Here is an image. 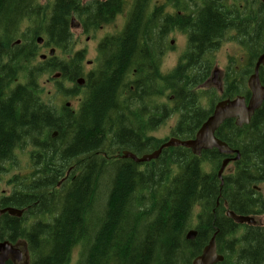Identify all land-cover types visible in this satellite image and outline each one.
<instances>
[{"label": "trees", "instance_id": "16d2710c", "mask_svg": "<svg viewBox=\"0 0 264 264\" xmlns=\"http://www.w3.org/2000/svg\"><path fill=\"white\" fill-rule=\"evenodd\" d=\"M132 1L51 0L41 5L39 0H0V32L6 38L0 45V56L6 55L0 61V174L23 144L33 148L34 168L16 185L24 187H15L0 202L3 207H29V213L39 216L49 211L43 214L46 219L27 224L23 217L2 216L0 240L26 239L29 264H66L75 247H80L77 264H190L216 232V247L224 259L215 264H264V223L237 225L225 216L224 207L226 202L236 214L264 215V201L254 188L264 182V101L248 124L238 127L228 119L215 132L240 153L233 172L223 176L222 187L216 174L224 155L216 149L196 156L184 147L165 148L156 159L141 164L119 157L123 150L138 156L153 152L161 141L148 131L175 112L178 119L172 136L194 135L212 111L201 107L199 88L209 76V55L223 40L231 39L246 50L251 65L264 52L263 5L259 0H166L165 5L151 9L150 0ZM127 4L133 9L126 13L122 31L97 44L98 64L87 74L84 86L89 90L79 99L78 109L66 108L57 114L42 101L39 78L57 71L61 79L74 81L82 75L83 53L75 52L68 61L49 57L32 64L36 37L42 35L44 46L66 52L73 16L88 32L113 20ZM167 4L173 10L163 13ZM24 22L29 33L23 43L10 45L7 36ZM173 29L186 34L187 46L177 66L162 75L159 62L165 50H161ZM133 72L132 89L127 79ZM231 74L224 81L223 98L244 94L239 90L243 74ZM260 81L264 84V69ZM145 82L150 84L151 100L164 82L167 103L153 104L145 111ZM63 92L76 94L74 89ZM131 98L137 100L135 108ZM53 130L60 138L54 147L56 138L47 139ZM98 153L102 154L99 159ZM204 163H211L213 172L204 171ZM99 181L108 187L101 216L92 214ZM51 189L55 194L47 196ZM196 206L197 234L187 240ZM240 227L244 229L238 234Z\"/></svg>", "mask_w": 264, "mask_h": 264}, {"label": "rangeland", "instance_id": "374dc122", "mask_svg": "<svg viewBox=\"0 0 264 264\" xmlns=\"http://www.w3.org/2000/svg\"><path fill=\"white\" fill-rule=\"evenodd\" d=\"M49 1L51 2V0H39V3L41 5H46L48 4ZM86 1L88 0H83V3H85ZM165 1L166 0H150V8L152 9L155 4L165 5L166 4ZM126 7L127 5L124 6L123 8L124 11L122 13L117 15L113 20L107 22V24L103 23L101 27H97L86 33L83 31V29L80 27V24H78L77 20L73 16L71 18L73 19V23L71 27L72 40L66 52H63L62 50L55 48V51L53 52L55 54V57L57 59L68 61L71 59L72 55L75 52L82 51L83 58L81 61V70H82L81 77H83L87 72L93 70L97 64V44H98L97 42H99L102 37L111 34H117L123 28L126 19V13L129 10ZM172 10L173 9L171 8L170 4H167V6H165V9H163V13L164 11L169 12ZM27 26L28 23L24 22L19 26L18 29H16L12 33V35L7 36L11 40L10 45L13 46L15 44L19 45L20 43H23L24 40L23 38H25L24 36H26L29 33V31H27ZM5 39L6 38L4 34L0 32V45L2 41L4 43ZM164 43L166 44V46H165V51L163 52V55L160 59V71L167 74L170 73L172 69H174L177 66V64L181 61V57L183 53H185L187 46L186 34L180 30L173 29L166 36ZM43 44L44 42L42 44H36L38 47H37L36 56L34 57L35 60L32 62V64L34 63L36 64V62L38 63L39 56L41 54L46 55L47 52H49L50 48L52 47V46L46 47ZM3 49L5 48L3 47ZM245 52L246 50L241 48L240 44H238L236 41L231 39H226L221 42L219 49L215 53L209 55L211 60L209 76L206 82L203 84L202 87L204 88H202L200 94V104L202 108H209L210 106L213 107V105L217 101L225 99L223 98V89L222 91L217 90L214 83H212V79L214 76L213 75L214 69H218L217 78L221 82V85H223V87H224L225 79L228 80L227 76H232L231 73H233L234 75L237 73H242L243 74L242 79L239 82V90L244 94L249 92L246 84L247 81L246 79L251 73V70L253 68V63L255 61H253L252 64L250 65L249 60H247V54ZM1 56H0V61H3L5 58L4 56L3 57ZM227 72H229L230 74L226 75ZM53 74L54 73H48L39 78L42 101L46 105L52 107L57 114L61 113V111H63L66 108L76 109L79 98H81L85 92L84 88L77 87L75 83L65 79L62 80L60 78H52ZM57 82H59V87L57 86ZM74 86H76V88ZM62 89L63 90L74 89L76 91V94L69 96L66 94V92H63ZM244 94H239V95H244ZM155 102L161 104L167 103V93L157 98ZM177 119H178V113L175 112L171 114L168 118H166L164 121H162L161 124H159L155 130L148 131V135L150 137L153 136L156 140L161 141V143L164 142L165 140H168L169 138L172 137L171 130L174 127L175 123L177 122ZM53 132L54 130L52 131V133ZM55 138L56 139L54 140V142H56V144L52 143L53 147L57 146L60 142L59 137L57 138L56 136ZM29 150L33 152V148L29 145H26L21 152L20 151L15 152L16 157L14 161H9L4 165L5 166L4 171L0 174V201L3 197L8 196L10 192H12V190L16 187V184L18 182L24 181V179L29 177L31 173L34 171V168L32 167V162H30L31 161V158L29 157L30 154H28V152L31 153ZM122 154L123 153L121 152L119 157H121ZM100 156H102V154H100ZM113 156L114 155H110L108 156V158L111 157L113 158ZM30 166L32 167V169ZM232 167L233 164L230 163L228 166L226 165L225 168L231 169ZM203 169L206 172H213L211 163L209 164L205 163ZM223 174L224 176H227L228 172L224 171ZM254 186L256 187V189H258L257 192L259 193L260 198L264 201V182L256 183ZM107 191H108L107 185L99 181L97 191L94 194V200H93L94 210L92 211V214L95 213L97 216L102 215L103 209L105 208ZM198 211L199 208L198 206H196L192 212V216L190 219L191 223L187 228V230L194 229V226L196 224V215ZM259 218L262 219V221L264 222V215L260 216ZM259 218L256 219L258 220ZM35 219L37 218L33 217L32 221ZM27 223L29 222L27 221ZM243 229H244L243 227H240L238 234H240L243 231ZM79 248L80 247H75L73 249L70 258L66 264H76Z\"/></svg>", "mask_w": 264, "mask_h": 264}, {"label": "water", "instance_id": "95a60500", "mask_svg": "<svg viewBox=\"0 0 264 264\" xmlns=\"http://www.w3.org/2000/svg\"><path fill=\"white\" fill-rule=\"evenodd\" d=\"M264 6V0H260ZM38 42H41L38 40ZM264 66V52L261 53L254 65L253 73L248 77L247 86L251 92L248 101H245L244 96H236L232 99H224L218 101L211 112V114L203 121L200 127L197 129L193 138L180 140L174 137L168 139L161 147L149 154H144L140 158L136 155L124 152L125 157L134 159L137 162L149 161L150 159H155L158 157L161 149L168 146H183L189 148L191 152L195 155H200L203 150L215 148L220 154H231L235 153L234 159L239 158L238 150L231 149L225 142L218 139L215 136V131L218 127L227 119H234L237 126H242L247 124L253 115L254 111L257 110L263 100H264V86L261 85L259 80V67ZM218 69L213 70L212 83L216 88L221 91L222 85L217 78ZM229 158H225L220 168L217 172V176L220 179V185H222L223 180L221 174ZM21 210L10 207H0V216L2 214H9L11 216H20ZM226 215L233 219L239 224H253L255 223V218L247 215H237L233 211H226ZM196 235L194 230H190L186 237L188 239H193ZM21 250L13 248L8 242L0 243V264L9 259H21ZM223 260V256L218 254L216 250V240L215 235H213L208 243L203 247L201 253L197 255L191 262V264H214Z\"/></svg>", "mask_w": 264, "mask_h": 264}, {"label": "bare ground", "instance_id": "6f19581e", "mask_svg": "<svg viewBox=\"0 0 264 264\" xmlns=\"http://www.w3.org/2000/svg\"><path fill=\"white\" fill-rule=\"evenodd\" d=\"M75 1V0H74ZM132 1V0H131ZM133 2V1H132ZM182 2H184L183 0H182ZM127 3H130V0H127ZM186 3V2H185ZM127 9H129V5L127 4ZM132 9L133 8H131V9H129V10H131L132 11ZM75 13V12H74ZM72 23H73V21H70V31H71V27H72ZM78 24H80V23H78ZM124 26V25H123ZM80 27L83 29V27L81 26V24H80ZM123 29V28H122ZM122 29L119 31V32H121L122 31ZM84 30V29H83ZM90 30H92V29H90ZM89 30V31H90ZM88 31V32H89ZM86 33V32H85ZM38 40H40L41 42H38ZM45 41V37L44 36H42V35H39V36H37L36 37V39H35V43L36 44H42L43 42ZM18 42V41H17ZM198 42V41H197ZM203 43H204V41H203ZM208 43V42H207ZM44 45V44H43ZM46 47H49V46H46ZM55 51V47H51L50 48V50H49V52H47V54L45 55V54H41L40 56H39V61H43V60H45L46 58H49V57H55V54L53 53ZM82 52V51H81ZM202 53V52H201ZM75 54V53H74ZM6 56V55H5ZM4 56V57H5ZM73 56V55H72ZM1 57H3V56H1ZM97 57H98V54H97ZM4 59V58H3ZM98 64V63H97ZM97 64H96V66H97ZM254 65H255V63L253 64V68H252V70H251V72L253 73V69H254ZM96 68V67H95ZM94 68V69H95ZM93 69V70H94ZM92 71V70H91ZM91 71H89V72H91ZM89 72H87L83 77H81L82 75H79V76H77L75 79H74V81H72L73 83H75V85L77 86V87H82V88H84V90H86L85 89V86L84 85H86L85 83H86V80H87V74L89 73ZM54 74L52 75V78H60L61 79V77H60V72H57V71H55V72H53ZM252 73H250L249 74V76L252 74ZM258 75H259V78H260V73H258ZM248 76V77H249ZM69 78V77H68ZM62 80H64V79H62ZM66 80V79H65ZM128 80V79H127ZM246 80H248V78L246 79ZM118 82V81H117ZM122 83L123 82H121V85H122ZM125 83V82H124ZM123 83V84H124ZM262 83V82H261ZM246 84H247V81H246ZM100 85V84H99ZM120 85V84H119ZM125 85V84H124ZM124 85L122 86V87H124ZM263 85V84H262ZM76 86H74V87H76ZM202 86H203V84L202 85H200L199 86V88H202ZM264 86V85H263ZM121 87V88H122ZM86 88H88V87H86ZM98 89V88H97ZM125 89V88H124ZM69 90V89H68ZM83 90V91H84ZM89 89H87L86 91H88ZM114 90H116V89H114ZM120 90V89H119ZM117 92H118V90H116ZM91 92V91H90ZM113 92H115V91H113ZM83 93V92H82ZM89 92H87V94H88ZM116 93V92H115ZM121 94V93H120ZM84 95V94H83ZM69 96H72V95H69ZM88 96V95H87ZM116 96V95H115ZM119 96V95H118ZM120 96H123V95H120ZM119 96V97H120ZM124 96H127V95H125V93H124ZM83 97V96H82ZM128 97H129V95H128ZM131 97V96H130ZM114 98V97H113ZM125 98V97H124ZM80 99V98H79ZM83 99V98H82ZM119 99V98H118ZM121 99H122V97H121ZM127 99V98H126ZM123 100V99H122ZM131 100H132V98H131ZM128 101V100H127ZM127 101H124V103H123V105L127 102ZM197 101V100H196ZM78 102H79V100H78ZM78 102H77V104H78ZM123 102V101H122ZM129 102V101H128ZM218 102V101H217ZM216 102V103H217ZM215 103V104H216ZM128 104V103H127ZM130 104V103H129ZM214 104V105H215ZM214 105H213V107L212 106H210L211 107V109L213 110V108H214ZM126 106V105H125ZM66 107V106H65ZM128 107V106H127ZM210 107L209 108H204V109H208V111L210 110ZM68 108H70V107H68ZM77 108V107H76ZM78 109V108H77ZM79 109H80V107H79ZM129 109V108H128ZM131 109H133V108H131ZM130 109V110H131ZM82 110V109H81ZM68 111H69V109H68ZM73 111H75V109H73ZM132 111V110H131ZM76 112H77V110H76ZM80 111H78V113H79ZM71 113H75V112H71ZM127 113V112H126ZM130 113V112H129ZM138 113H140V112H138ZM37 114H38V112H37ZM65 114V113H64ZM129 114H127V116H128ZM118 117H119V115H117ZM116 117V116H115ZM117 117V118H118ZM117 118H116V120H117ZM114 119V118H113ZM113 119L112 120H110L111 121V123H112V121H113ZM119 119V118H118ZM69 120V119H68ZM71 120V119H70ZM73 120V119H72ZM73 122V121H72ZM114 122V121H113ZM116 123V122H115ZM66 124V123H65ZM68 124V123H67ZM70 124V123H69ZM159 124H161V122L159 123ZM76 125V124H75ZM74 125V126H75ZM21 126V125H20ZM64 126H66V125H64ZM78 126V125H77ZM17 127V126H16ZM74 128H76V127H74ZM74 128H72V129H74ZM121 128V127H120ZM117 129V128H116ZM61 131V130H60ZM115 131V130H114ZM217 131V130H216ZM119 132H120V130H119ZM65 133V132H64ZM108 133H110V132H108ZM48 135V134H47ZM112 135V134H111ZM111 135H109V136H111ZM116 135V134H115ZM114 135V136H115ZM119 135H121V134H119ZM57 136V131H54L53 133L51 132L50 133V135H49V137H47V139H55V137ZM117 136H118V134H117ZM116 136V137H117ZM172 137H174V136H172ZM174 138H177V137H174ZM170 139V138H169ZM177 139H180V138H177ZM21 140H22V138L20 139V142H21ZM73 140V139H72ZM180 140H182V139H180ZM167 140H165L164 142H162L158 147H157V149H159L160 147H161V145L162 144H164L165 142H166ZM99 142V141H98ZM22 143H23V140H22ZM48 143H50L49 141H48ZM26 145H24L23 146V148H21V147H17L16 149H15V151H14V156L16 157V154H15V152H21L23 149H24V147H25ZM52 146V145H51ZM127 146V145H126ZM53 147V146H52ZM175 147H183V146H168V147H163L162 149H161V151L163 150V149H165V148H175ZM231 148V147H230ZM27 149H29V148H27ZM157 149H155V150H157ZM231 149H233V150H237V149H234V148H231ZM154 150V151H155ZM30 151V150H29ZM161 151H160V153H161ZM31 152V151H30ZM124 152H129V153H132V152H130V151H128V150H123L122 151V153L124 154ZM141 152V151H140ZM160 153H159V155H160ZM28 154H30L29 152H28ZM91 154V153H90ZM100 154L101 153H99V156H98V159H99V157H100ZM122 154V156H121V158H123V159H125V158H127V159H131L132 161H134L135 163H137V164H141V163H147V162H149V161H151V160H153V159H150L149 161H142V162H137V161H135L134 159H132V158H129V157H125L124 155ZM132 154H134V153H132ZM144 154H149L148 152H144V153H142V155H144ZM220 154V153H219ZM92 155V154H91ZM91 155H90V157H91ZM95 155V154H94ZM98 155V154H97ZM134 155H136V154H134ZM142 155H140V156H138L137 155V157L138 158H140ZM158 155V156H159ZM34 156V155H33ZM105 156V155H104ZM108 156V155H107ZM106 156V157H107ZM30 157V156H29ZM90 157H87L89 160H90ZM114 157V156H113ZM84 158V157H83ZM92 158V157H91ZM102 158V157H101ZM112 158V157H111ZM85 159V158H84ZM109 159V158H108ZM156 159V158H155ZM91 160H94V159H91ZM97 160V159H96ZM224 160V157L221 159V162H220V165H221V163H222V161ZM95 161V160H94ZM30 162H32V161H30ZM96 162V161H95ZM205 164V163H204ZM204 164H203V166H204ZM101 166H103V165H101ZM31 167V166H30ZM104 167V166H103ZM100 168V167H99ZM106 168V167H105ZM104 168V169H105ZM31 169H32V167H31ZM102 169V168H101ZM97 170V169H96ZM95 170V171H96ZM106 170H107V168H106ZM109 170V169H108ZM113 171H114V167H113V169H112ZM91 171V170H90ZM89 171V172H90ZM111 171V170H110ZM205 171V170H204ZM100 172V171H99ZM94 173V172H93ZM110 173H112V172H110ZM96 174V173H95ZM92 175V174H91ZM112 175V174H111ZM98 176V175H97ZM164 178V177H163ZM158 179V178H157ZM156 179V180H157ZM165 180V179H164ZM14 181V180H13ZM19 181V180H18ZM17 181V182H18ZM16 182V183H17ZM89 182V181H88ZM165 182V181H164ZM19 183V182H18ZM17 185V184H16ZM19 185V184H18ZM21 185V184H20ZM219 186L220 187H222L220 184H219ZM24 186H22V187H17L16 186V190H20L21 188H23ZM56 187H58L57 185H56ZM157 187H159V186H157ZM161 187H162V185H161ZM48 189V188H47ZM13 191V190H12ZM48 192V191H47ZM50 193H54L55 194V192L51 189L50 191H49ZM20 193V192H19ZM21 194V193H20ZM19 194V195H20ZM27 194V193H26ZM49 194V193H48ZM59 195V194H58ZM61 196H62V194H60ZM48 196V195H47ZM50 196V195H49ZM60 197V196H59ZM58 197V198H59ZM63 197H65V196H63ZM43 199V198H42ZM45 199V198H44ZM54 199V198H53ZM52 199V200H53ZM48 200V199H47ZM46 200V201H47ZM51 200V199H50ZM57 200V199H56ZM59 201H60V199H59ZM45 202V201H44ZM48 202V201H47ZM51 202V201H50ZM56 202H58V200L56 201ZM61 202V201H60ZM217 203H218V201H217ZM53 204H54V201H53ZM58 204V203H57ZM54 206V205H53ZM8 207H10V208H16V209H18V210H21L22 212H21V215L20 216H11V215H9V214H7V213H5L4 215H8V216H11V217H15V218H21V217H23V219H24V221H25V223L27 224V221L29 222V223H34V222H37V221H41V219H46L47 218V215H46V217H44V213H46L45 211L43 212V214H42V216H39V215H36V214H32V212L31 213H29V211H28V208L29 207H26L27 209V211L23 208V207H21V208H18V207H15V206H8ZM36 207V206H35ZM50 207V206H49ZM224 207L226 208V211H228V210H230V209H227V203L226 202H224ZM43 208V207H42ZM32 209H34L33 208V206H32ZM41 209V208H40ZM43 209H45V208H43ZM47 210H48V208H46ZM45 209V210H46ZM30 210V209H29ZM37 209H35V211H36ZM42 210V209H41ZM53 210V209H52ZM148 210V209H147ZM26 211V212H25ZM31 211V210H30ZM226 211H225V216L226 217H228L227 215H226ZM231 211V210H230ZM37 212H39L40 214L42 213L41 211H37ZM49 212V211H48ZM48 212H47V214H48ZM54 212H55V208H54ZM35 213V212H34ZM57 213V212H56ZM235 213V212H234ZM103 214V213H102ZM236 214V213H235ZM4 215H1L0 216V218H2V216H4ZM53 215V214H52ZM52 215H51V217H52ZM148 214H146V216H147ZM149 215H150V213H149ZM237 215H241V214H237ZM29 216V217H28ZM151 216V215H150ZM30 217H32V219H33V217H36L37 219H35V220H29V218ZM50 217V216H49ZM148 218H150L149 216H147ZM53 218V217H52ZM127 219H128V217H126ZM154 218V217H153ZM229 218V217H228ZM231 219V218H230ZM51 220V219H50ZM144 220H145V217H144ZM149 220H151V219H149ZM232 221H233V219H231ZM45 220H43V222H44ZM49 221V220H48ZM145 221H147V220H145ZM51 222V221H50ZM144 222V221H143ZM234 223H236L235 221H233ZM147 223V222H146ZM191 223V222H190ZM127 224V223H126ZM141 224V223H140ZM237 225H239V223H236ZM241 225V224H240ZM126 226V225H125ZM142 226H143V224H142ZM144 226H146V225H144ZM27 227H28V225H27ZM127 227V226H126ZM23 228V227H22ZM123 228H124V226H123ZM122 228V229H123ZM137 228H138V226H137ZM139 229V228H138ZM140 230V229H139ZM190 230H194L195 232H196V234H197V230L194 228V229H189V230H186L187 232H186V235H187V233L190 231ZM144 234V233H143ZM216 234V232H214L213 234H212V236L213 235H215ZM186 235H185V238L186 239H188L187 237H186ZM196 236V235H195ZM211 236V237H212ZM210 237V238H211ZM195 238V237H194ZM193 238V239H194ZM193 239H188V240H193ZM210 240V239H209ZM208 240V241H209ZM1 242H8L13 248H15V249H20L21 250V252H22V254H21V259H12V258H9V259H7L5 262H4V264H7V263H10V264H29L30 263V261H31V254H30V251H29V248H28V242L26 241V239H21V238H19L18 240H16V241H14V242H12V241H10L9 239H3V240H0V243ZM208 243V242H207ZM206 243V244H207ZM205 244V245H206ZM73 251V250H72ZM159 251V250H158ZM201 253V252H200ZM71 255V254H70ZM196 257V256H195ZM194 257V258H195ZM224 257V256H223ZM70 258V257H69ZM193 258V259H194ZM78 259H79V252H78V256H77V260H76V264H77V262H78ZM192 259V260H193ZM192 260H191V262H192ZM191 262H190V264H191ZM106 264H113V262H107ZM215 264V263H214Z\"/></svg>", "mask_w": 264, "mask_h": 264}, {"label": "flooded vegetation", "instance_id": "af4514ba", "mask_svg": "<svg viewBox=\"0 0 264 264\" xmlns=\"http://www.w3.org/2000/svg\"><path fill=\"white\" fill-rule=\"evenodd\" d=\"M89 1V0H88ZM82 3H83V0H82ZM102 25H100L99 27H101ZM103 38V37H102ZM165 46H166V44H164V48H162V50H161V52L162 51H164L165 50ZM254 64V63H253ZM264 69V66L263 67H260V69H259V73H261V71ZM159 72H161V74H165V73H163L162 71H160V62H159ZM252 73V72H251ZM148 81V80H147ZM131 82H135V73L133 72V73H131L130 75H129V79H128V83H129V86H130V88H132L133 89V86H134V83H132V84H130ZM264 85V84H263ZM145 86H146V92H147V96L143 99V103H144V110L145 111H149L151 108H152V105L153 104H155V106H159V107H161L163 104H161V103H158V102H155V100L157 99V98H159V97H161V96H163V94H165V93H167V91L165 90V83L164 82H162L161 84H160V87L162 88L159 92H158V96L157 97H155L153 100H151L150 99V97H149V93H148V91H149V86H150V84L148 83V82H145ZM166 91V92H165ZM136 99H134V100H132V107L133 108H135V105H136ZM155 106L153 107V109H155ZM173 114V113H172ZM98 156H99V153H98ZM238 160H234L233 159V157L231 156L230 157V160H229V164L230 163H232L233 164V167L230 169V168H226L225 170L228 172V173H232L233 172V170H234V165H235V163L237 162ZM229 164H227V166L229 165ZM58 186V185H57ZM48 193H49V195H51V194H54V193H50V192H47V195H48ZM25 210L27 209L26 207H23ZM27 211V210H26ZM25 211V212H26ZM29 217V216H28ZM29 220H32V217H30L29 218ZM259 223H261V220L259 221ZM240 225V224H239ZM186 235V234H185ZM215 236H216V234H215ZM200 254V253H199ZM198 254V255H199ZM197 256V255H196Z\"/></svg>", "mask_w": 264, "mask_h": 264}]
</instances>
